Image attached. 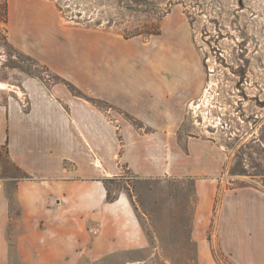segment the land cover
Returning <instances> with one entry per match:
<instances>
[{
  "label": "crops",
  "instance_id": "obj_1",
  "mask_svg": "<svg viewBox=\"0 0 264 264\" xmlns=\"http://www.w3.org/2000/svg\"><path fill=\"white\" fill-rule=\"evenodd\" d=\"M17 15L12 42L80 94L30 76L25 103L18 95L0 102V146L26 175L14 178L12 193L0 177V264H102L126 254L145 258L123 264L151 263L157 251L145 221L157 216L128 192L108 199L107 182L122 176L123 164L144 179L192 181L194 264H219L215 246L234 264H264V191L221 192L225 150L185 129L188 104L201 89L190 55L182 49L165 65L151 40H74L56 23L29 25ZM100 103L129 118L112 117Z\"/></svg>",
  "mask_w": 264,
  "mask_h": 264
},
{
  "label": "rangeland",
  "instance_id": "obj_2",
  "mask_svg": "<svg viewBox=\"0 0 264 264\" xmlns=\"http://www.w3.org/2000/svg\"><path fill=\"white\" fill-rule=\"evenodd\" d=\"M22 13L29 25L51 22L71 30L72 35L63 36L74 40H151L149 49L159 52L165 65H174L183 49L190 55L191 69L201 76V89L188 104L186 131L212 138L225 150L221 192L243 186L264 191V0H0V102L18 95L25 103L23 79L30 76L46 83L63 82L80 94L47 63L12 42V27ZM167 38L185 46L179 48ZM100 106L111 116L120 113L129 118L119 109L111 111L108 103ZM122 170L121 177L107 182L111 196L128 192L158 218L151 224L145 221L157 251L148 264H194L187 205L192 181L136 177L125 164ZM21 176L26 175L0 146V177L8 179L11 193L14 178ZM159 202L164 204L156 205ZM218 249L215 246L219 264H234ZM144 258L126 254L102 264Z\"/></svg>",
  "mask_w": 264,
  "mask_h": 264
},
{
  "label": "trees",
  "instance_id": "obj_3",
  "mask_svg": "<svg viewBox=\"0 0 264 264\" xmlns=\"http://www.w3.org/2000/svg\"><path fill=\"white\" fill-rule=\"evenodd\" d=\"M117 196H111L110 192H109V189H108V199L109 200H113L115 199Z\"/></svg>",
  "mask_w": 264,
  "mask_h": 264
}]
</instances>
